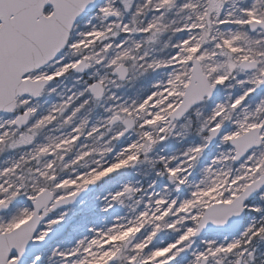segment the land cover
Returning a JSON list of instances; mask_svg holds the SVG:
<instances>
[{"label": "snow or ice", "instance_id": "obj_1", "mask_svg": "<svg viewBox=\"0 0 264 264\" xmlns=\"http://www.w3.org/2000/svg\"><path fill=\"white\" fill-rule=\"evenodd\" d=\"M0 264H264V0H0Z\"/></svg>", "mask_w": 264, "mask_h": 264}]
</instances>
